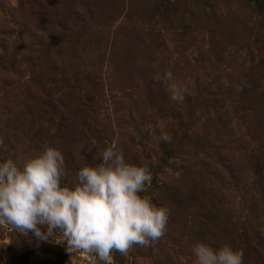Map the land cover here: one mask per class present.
<instances>
[{
    "label": "rangeland",
    "instance_id": "1",
    "mask_svg": "<svg viewBox=\"0 0 264 264\" xmlns=\"http://www.w3.org/2000/svg\"><path fill=\"white\" fill-rule=\"evenodd\" d=\"M112 144L170 210L113 264H193L197 241L264 264V0H0V160L56 147L72 185ZM57 238L0 225V264H102Z\"/></svg>",
    "mask_w": 264,
    "mask_h": 264
},
{
    "label": "clouds",
    "instance_id": "2",
    "mask_svg": "<svg viewBox=\"0 0 264 264\" xmlns=\"http://www.w3.org/2000/svg\"><path fill=\"white\" fill-rule=\"evenodd\" d=\"M166 88L171 101L183 100L182 86ZM158 139L168 142L171 136L161 132ZM98 158L99 163L78 168L72 185L61 182L65 161L56 147L47 146L22 164L0 160V225L41 240L55 231L68 253H92L102 264H113V251L127 255L133 245L154 244L167 229L170 210L141 195L150 171L126 162L115 144ZM191 253L193 264H242L243 253L228 244L213 248L197 241Z\"/></svg>",
    "mask_w": 264,
    "mask_h": 264
}]
</instances>
